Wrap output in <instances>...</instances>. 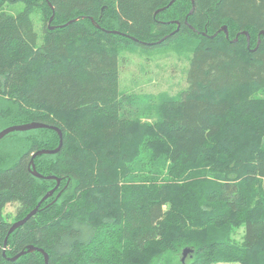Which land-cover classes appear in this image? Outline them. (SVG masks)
Masks as SVG:
<instances>
[{"label":"trees","instance_id":"trees-1","mask_svg":"<svg viewBox=\"0 0 264 264\" xmlns=\"http://www.w3.org/2000/svg\"><path fill=\"white\" fill-rule=\"evenodd\" d=\"M171 1L0 0V130L35 121L63 134L34 159L60 186L10 234L57 184L30 167L59 133L35 129L15 160L0 156V264H45L39 251L11 260L30 245L49 264H170L186 247L189 264H264V0ZM187 35L189 88L138 125L121 52Z\"/></svg>","mask_w":264,"mask_h":264},{"label":"rangeland","instance_id":"rangeland-1","mask_svg":"<svg viewBox=\"0 0 264 264\" xmlns=\"http://www.w3.org/2000/svg\"><path fill=\"white\" fill-rule=\"evenodd\" d=\"M22 8V4H17L6 6L4 10L16 14ZM34 21L36 30L41 34L44 23L42 16L40 14L34 15ZM187 36L182 44H174L154 50L132 44L121 52L119 57V89L122 94L129 98V101L134 102L131 110L134 113L133 118H137L138 125L139 122L156 121L159 108L164 101L177 99L182 91L189 88L188 74L197 42H192V39ZM1 106L2 102L0 108ZM7 122L10 121H4L2 124H7ZM34 130H29V133H23L22 136L4 138L0 143L1 159L15 160L16 149L19 145L17 139L24 137L25 139L21 142L27 144L33 140ZM25 135H29L30 138ZM17 208L18 204H8L4 209V214L9 215L10 219H14ZM12 221L15 222L16 220ZM243 234L244 228L241 227L232 237L236 243H241ZM181 259L182 253L174 256L170 264H181ZM167 260L168 257L166 256L163 261L155 264H169ZM191 260L192 258H189L188 254L184 264H189Z\"/></svg>","mask_w":264,"mask_h":264},{"label":"water","instance_id":"water-1","mask_svg":"<svg viewBox=\"0 0 264 264\" xmlns=\"http://www.w3.org/2000/svg\"><path fill=\"white\" fill-rule=\"evenodd\" d=\"M175 0L171 1L170 5L174 3ZM169 5V6H170ZM167 8L166 7H163L159 10L156 11V14L165 10ZM193 13V9L191 10L190 14ZM54 18V14L52 15L51 19H50V22H52ZM187 21V20H186ZM176 23L178 24V26H180V23L178 21H176ZM53 28V27H52ZM220 31H224L227 35V37H229V32H228V27L225 25L223 26ZM115 33H118L115 31ZM247 37H248V41H250V37L248 35L247 32H244ZM206 34V33H204ZM217 34V33H216ZM215 34V35H216ZM264 34V32H263ZM123 35H126L128 37H130L131 39H134L136 40V38L132 37V36H129L127 34H123ZM238 37L239 35L236 36L235 38V41L238 40ZM248 46H249V43H248ZM39 128H51V129H55L58 133H59V136H60V144L57 148L55 149H41V150H38L37 152H35L33 155H32V160H31V171H32V174L35 176V177H38V178H45V179H54L56 180L57 184L56 186L51 189L50 191H48L44 197L41 199V201L38 203V205L31 211L29 212L24 218L18 220V221H15L12 225H11V228H10V231H9V234L12 233L14 230H16L18 227H20L21 225H23L29 218H31L33 215L37 214L39 209H40V206L42 205V203L47 200L48 198H50L51 196H53V194L55 193V191L58 189V187L60 186V183H61V179L57 178L56 176H52V175H48V176H44L42 175L41 173H39L36 169V166L34 164V159L37 157V156H40V155H44V154H56L60 151L61 147H62V144H63V134H62V131L60 130V128L58 127H55V126H52V125H49V124H46V123H42V122H28V123H23V124H16V125H10L8 127H5L3 128L2 130H0V141L5 138L7 135H9L10 133H13V132H21V131H29V130H34V129H39ZM7 244V240L5 241V245ZM35 251H39L41 252L43 255H44V258H45V264H49V254L48 252H46L44 249L42 248H39V247H36L34 245H30L28 246L25 250L21 251L20 253H18L17 255H15L14 257L11 258V260H17L18 258H20L21 256L23 255H26L27 253H31V252H35ZM192 251L191 248L189 247H186L183 252H182V263H185V260H186V257L187 255Z\"/></svg>","mask_w":264,"mask_h":264}]
</instances>
